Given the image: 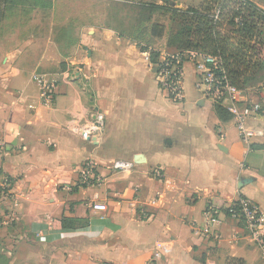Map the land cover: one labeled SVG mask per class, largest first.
<instances>
[{
    "label": "crops",
    "instance_id": "1",
    "mask_svg": "<svg viewBox=\"0 0 264 264\" xmlns=\"http://www.w3.org/2000/svg\"><path fill=\"white\" fill-rule=\"evenodd\" d=\"M78 2L65 10L85 6ZM158 16H167L152 22L163 24L165 35L141 44L162 58L177 51ZM8 21L0 25V262L148 264L161 252L154 264H264V252L244 239L242 220L224 216L212 236L199 233L211 205L225 208L244 197L264 215V137L241 140L231 115L220 116L198 90L193 63L184 66V101L177 103L161 90L140 43L114 27L77 26L75 38L21 27L16 37ZM61 71L79 75L60 83L46 105L33 76ZM96 111L106 118L99 144L68 131L74 116L87 120ZM249 122L264 132V117ZM88 162L99 181L83 186ZM117 162L132 169L115 171ZM93 203L107 210L95 211ZM12 214L18 220L8 225Z\"/></svg>",
    "mask_w": 264,
    "mask_h": 264
},
{
    "label": "built area",
    "instance_id": "2",
    "mask_svg": "<svg viewBox=\"0 0 264 264\" xmlns=\"http://www.w3.org/2000/svg\"><path fill=\"white\" fill-rule=\"evenodd\" d=\"M147 61H150V54L144 53ZM186 63H193L196 67L199 81L197 88L203 95L214 104H220L232 117V121L238 130L239 136L243 142L251 143L254 139L264 137L262 130L254 128L250 120H257L264 117V91L249 90L241 91L233 86L227 77L220 75L222 62L218 57L205 55L196 51H182L172 54H165L160 58L158 65L152 64L160 88L174 102L184 101L183 80L184 66ZM79 75L75 72H62L59 76H48L46 74H35L34 81L38 84L41 98L46 105H50L58 92L60 83L69 84ZM68 131L82 138L88 143L97 145L100 143L102 135L106 129V118L104 114L96 111L92 118L82 119L74 116L67 123ZM132 164L127 162H117L114 164L115 171H130ZM158 178L162 177L161 172L156 171ZM99 181L94 174V164L88 162L82 170L81 185L89 186L94 181ZM7 188V187H5ZM92 209L95 211H106L104 204L93 203ZM228 216L232 219L242 220L246 235L244 239L258 246L264 252V215L261 213L257 204L248 198H239L230 203L225 208H219L211 205L204 212L203 224L199 228L201 237L208 238L212 236L216 229L223 222V217ZM18 220V216L12 214L7 224H12ZM44 241L45 238H42ZM238 240L237 237L231 241ZM163 258L161 252H155L148 264H154Z\"/></svg>",
    "mask_w": 264,
    "mask_h": 264
},
{
    "label": "trees",
    "instance_id": "3",
    "mask_svg": "<svg viewBox=\"0 0 264 264\" xmlns=\"http://www.w3.org/2000/svg\"><path fill=\"white\" fill-rule=\"evenodd\" d=\"M12 1L14 3V0H0V25L7 19ZM204 4L200 8L179 9L156 3H126L124 6L136 13L135 20L127 33L115 30L139 42L141 51L148 52L151 63L158 65L160 54L150 49V44L142 46L141 42L165 35L166 27L152 22L156 14L166 15L170 21L169 44L177 52L196 51L218 57L222 62L219 74L225 75L237 89L244 92L264 90V40L261 38L264 10L251 0H205ZM21 5L23 10H46L52 4L47 0H29ZM215 108L223 118L230 117L220 104H215ZM64 223L66 227L75 224L69 220Z\"/></svg>",
    "mask_w": 264,
    "mask_h": 264
},
{
    "label": "rangeland",
    "instance_id": "4",
    "mask_svg": "<svg viewBox=\"0 0 264 264\" xmlns=\"http://www.w3.org/2000/svg\"><path fill=\"white\" fill-rule=\"evenodd\" d=\"M29 0L23 2V0H14L12 1L13 6L10 7V12L8 13L7 19L10 20L8 25L13 27V35L18 36V33H21V27H24L23 31L25 32L27 29L31 31L29 33L32 34L34 28L38 30L36 32L48 33L49 35L53 36L54 38L59 37L62 33L69 34L70 37H76L77 33L79 32V27L81 25H88V24H98L99 26H110L118 28V30H124V32H128L130 30L133 21L135 20L136 13L132 12L126 5V1L121 0L120 2H112L115 3L110 5L109 2L101 0V3L98 0H84L85 6L80 7L79 9L73 8V10L67 11L66 6L67 2L73 4H79V0H47L48 3L55 2L57 4V8L51 12H25L23 10L24 6L21 4L28 3ZM134 1V0H133ZM136 1V0H135ZM148 3H157L159 0H147ZM175 6V3H179L183 6L184 9L188 8H200L201 6L204 7L205 0H172ZM253 3H258L260 6L264 7V0H251ZM21 5V6H20ZM64 8V9H63ZM116 9V11H114ZM262 9V8H261ZM82 10V11H79ZM264 10V9H262ZM163 15V14H162ZM166 16V15H165ZM158 22H163L164 24L169 26L170 30V21L169 17L158 16L156 17ZM72 23L76 26V28H64L66 24ZM50 24H53V29L51 30ZM7 25V26H8ZM28 27V28H25ZM13 28H8L13 29ZM63 28V29H62ZM10 31V30H9ZM12 35V36H13ZM262 40H264V31L261 34ZM73 39V38H72ZM59 39L58 41H60ZM3 41L0 40V42ZM71 43V41H70ZM2 46V43H0ZM4 46V45H3ZM30 48H28L29 50ZM70 49V48H69ZM67 50V55L69 54L70 50ZM27 50V51H28ZM61 52L65 53L66 50H61ZM264 52V51H263ZM64 71H61L62 73ZM60 75V74H59ZM58 75V76H59ZM264 75V71H263ZM254 90V89H251ZM4 264V263H3Z\"/></svg>",
    "mask_w": 264,
    "mask_h": 264
},
{
    "label": "water",
    "instance_id": "5",
    "mask_svg": "<svg viewBox=\"0 0 264 264\" xmlns=\"http://www.w3.org/2000/svg\"><path fill=\"white\" fill-rule=\"evenodd\" d=\"M166 2L170 3L171 5H174L173 2H171L170 0H165Z\"/></svg>",
    "mask_w": 264,
    "mask_h": 264
}]
</instances>
